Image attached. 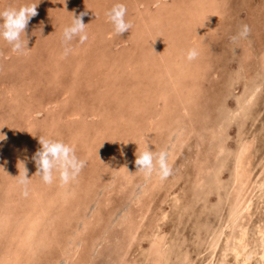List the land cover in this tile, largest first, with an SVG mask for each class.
Segmentation results:
<instances>
[{
  "label": "rangeland",
  "instance_id": "1",
  "mask_svg": "<svg viewBox=\"0 0 264 264\" xmlns=\"http://www.w3.org/2000/svg\"><path fill=\"white\" fill-rule=\"evenodd\" d=\"M208 1L119 0L131 27L117 35L105 16L117 0H40L27 54L0 40V261L264 264V0H210L213 19L192 24L187 6ZM25 2L0 0V9ZM157 11L163 24L184 20L183 44ZM81 12L88 40L71 41L65 56L62 30ZM241 24L249 36L234 43ZM159 35L199 52L188 61L181 51L177 78L162 70L169 48ZM41 136L73 145L85 161L74 182L44 184L35 174ZM145 140L166 151L167 178L136 171ZM20 160L27 196L14 178Z\"/></svg>",
  "mask_w": 264,
  "mask_h": 264
},
{
  "label": "clouds",
  "instance_id": "2",
  "mask_svg": "<svg viewBox=\"0 0 264 264\" xmlns=\"http://www.w3.org/2000/svg\"><path fill=\"white\" fill-rule=\"evenodd\" d=\"M40 0H26L25 3L13 7H5L0 9V40H3L11 46V50L18 55H26L30 48L27 47L28 37L25 29L36 12V7ZM65 3V0H62ZM71 23L64 27L61 34V43L64 45L63 55H67L71 48L69 43L78 38L82 44L88 40L86 25L82 17L86 14L81 12L79 15H73ZM126 7L123 3L117 0L113 6L105 12L108 22L111 23L115 34L120 35L128 31L131 23L125 19ZM42 27V26H41ZM40 31V29H39ZM250 33V28L247 24H241L237 33L231 37L235 43L238 40L247 39ZM199 55L196 48H190L186 53V59L189 61L195 60ZM6 137L0 133V141ZM40 145L39 149L31 157L36 166V175L40 177L44 184H52L58 181L61 187L67 186L74 182L79 176L85 161L76 155L73 145L65 143L59 139L38 138ZM148 143L144 142L142 151L137 152L135 165L136 171L142 172L145 176H151L155 172L160 179H165L171 174V167L167 159V153L164 150L153 152L149 150ZM20 167L18 174L14 176L16 184L21 189L23 196L28 195L29 178L27 177V168L23 160L18 161ZM126 169V168H125ZM0 170L4 168L0 166Z\"/></svg>",
  "mask_w": 264,
  "mask_h": 264
},
{
  "label": "bare ground",
  "instance_id": "3",
  "mask_svg": "<svg viewBox=\"0 0 264 264\" xmlns=\"http://www.w3.org/2000/svg\"><path fill=\"white\" fill-rule=\"evenodd\" d=\"M211 3V1L209 0L208 1V5H206V6H200V8H197V7H190V6H187V9H189L188 10V14L187 15H189L188 17L190 18V20H191V23L193 24V23H197L198 25L200 24H203L204 23V25H207L208 23H210L209 21L211 20V18L213 19V11L212 10H210V8H209V6H211V5H209ZM208 6V7H207ZM147 9V8H146ZM144 11H146V10H144ZM148 11V10H147ZM159 11V10H158ZM158 11L156 12V14H158ZM186 11V10H185ZM160 12V11H159ZM187 12V11H186ZM145 13V12H144ZM147 13V12H146ZM149 14L151 15V14H153V13H150L149 12ZM160 14V16H158V18L156 17V15L154 16L155 18H157V19H159L160 21L163 19L162 17L164 16L163 14H164V11L162 12V14L161 13H159ZM158 14V15H159ZM142 15V14H141ZM150 15H148V17L150 16ZM167 15V14H166ZM185 15V18H186V13L184 14ZM151 17H153V15L151 16ZM151 17H149V18H151ZM159 17H161V19L159 18ZM145 18V17H144ZM165 18V17H164ZM188 18V19H189ZM153 19V18H152ZM157 19H156V21H157ZM177 18H175V17H172V16H169V17H167V23H168V20L169 21H171V25H172V27L171 28H169L168 30H172L173 28V30H172V33H170L171 35H173V33L175 34L176 33V35H174L175 37H177V35H178V32L179 31H181V29L182 30H184V28H183V26H182V28H181V26H179L178 24H177V22L179 23H181V21L182 20H179V19H181V18H179L178 17V19L177 20H179V21H177L176 20ZM187 19V21L188 22H190V20H188ZM165 19H163L162 21H161V23L164 21ZM160 21H158L159 23H160ZM175 21V22H174ZM149 22H150V20H149ZM154 22H155V19H154ZM157 22V23H158ZM166 22V21H165ZM156 23V22H155ZM155 23H154V25H155ZM167 23H164L165 25H167ZM170 23V22H169ZM168 23V24H169ZM174 25H173V24ZM179 23V24H180ZM150 24H152L151 22H150ZM163 24V23H162ZM163 24V26H165ZM184 24V20H183V22H182V24H180V25H183ZM161 25V24H160ZM159 25V26H160ZM199 25V26H200ZM156 26H157V24H156ZM163 28V27H162ZM199 28V27H198ZM204 28V27H203ZM203 28H201V30L203 29ZM210 28V27H209ZM164 29V28H163ZM163 29H159V30H163ZM205 29H206V27H205ZM146 30V29H145ZM167 30V29H166ZM168 30H167V33H169L168 32ZM207 30H208V28H207ZM108 31V30H107ZM156 31H158V29H156ZM174 31V32H173ZM102 32V31H101ZM104 32H106V31H104ZM154 32V31H153ZM93 33V32H92ZM141 33V32H140ZM156 33V32H155ZM160 33V31L158 32V34ZM167 33H164V30H163V33L161 32L160 34H167ZM180 33H183V32H180ZM204 33V32H203ZM94 34V33H93ZM169 34V35H170ZM168 35V34H167ZM204 35V34H203ZM94 36H96L95 34H94ZM159 36H164V35H159ZM166 36V35H165ZM178 36H181V38H180V41L181 40H183L182 39V34L181 35H178ZM171 37V36H170ZM169 37V38H170ZM175 37H173L172 39H174ZM185 37V36H184ZM193 37V36H192ZM191 37V38H192ZM166 38V39H165ZM168 37H162L161 39L163 40V39H165V41H166V43H164V41H162V44L164 43V44H168L167 45V48H169V49H167V48H165L166 47V45L165 46H162V44H160V43H157V41H156V43L157 44H155V45H158V44H160V46H162L161 48H159L160 46L158 45L157 46V49L159 50V51H162L163 50V48H164V50L165 49H167V52L168 53H166V51H164L166 54H168V56L167 57H164V59L166 60L164 63V66H163V71L164 72H170V70L173 72H171L173 75H175L176 76V78H177V75H179L180 76V72H182L183 70H182V66L181 65H183V63H182V59H181V63H179V60L177 59V58H179L178 56H179V54H181V49H179V50H177V45L175 46L174 44L172 45V43H169V42H171V41H174V43H175V40L176 39H178L179 37H177L176 39H174V40H171V39H169V40H171V41H167L168 39H167ZM191 38H189V39H191ZM158 40H160V38L158 39ZM179 40V39H178ZM177 41L178 42V46L180 45L179 43H182L183 41ZM158 42H161V41H158ZM168 42V43H167ZM163 44V45H164ZM183 44V43H182ZM186 45H187V43H186ZM187 46H190V45H187ZM156 48V47H155ZM180 48V47H179ZM183 48V47H182ZM188 48V47H187ZM186 48L184 47V51H186L185 50ZM188 49H190V47L188 48ZM183 52V51H182ZM186 53V52H185ZM184 52H183V54H181V55H184L185 54ZM170 54V55H169ZM165 55V54H164ZM163 59V60H164ZM178 60V61H177ZM186 60V59H185ZM189 61V60H188ZM185 62H187V60L185 61ZM192 63V62H191ZM195 65V64H194ZM190 66V65H189ZM188 66V67H189ZM185 72V71H184ZM192 72V71H191ZM164 74V73H163ZM188 74V73H187ZM186 74V75H187ZM191 74V73H190ZM155 75V74H154ZM159 75H160V73H159ZM193 75H194V73H193ZM157 77V76H156ZM77 114V113H76ZM94 115V114H93ZM69 118V117H68ZM105 126V125H104ZM100 148V147H99ZM244 150V149H243ZM91 158V157H90ZM239 166H241V165H239ZM241 168V167H240ZM239 169V168H238ZM237 169V170H238ZM239 172H242V171H240L239 170ZM240 173H237V175H239ZM239 178H240V176H239ZM243 178V177H242ZM264 178V177H263ZM240 181L242 180V179H239ZM239 180H238V183H239ZM261 182V181H260ZM240 184H242L241 182H240ZM240 184H239V186H240ZM253 187V186H252ZM242 198V197H241ZM240 199V198H239ZM244 202H245V199H244ZM243 203V202H242ZM234 205H236V204H234ZM240 206V205H239ZM34 208V207H33ZM36 208V207H35ZM240 209V208H239ZM238 209V210H239ZM237 211V210H236ZM29 212V211H28ZM31 212V211H30ZM33 212V211H32ZM237 213V216L239 215V211L238 212H236ZM236 213H234V214H236ZM164 215V214H163ZM38 217H39V215H38V212L36 211L35 213H31L29 216H28V218H29V221H30V223L32 222V221H35L36 219H38ZM235 218H236V215L234 216ZM26 220V219H25ZM24 220V221H25ZM23 221V220H22ZM35 222H37V221H35ZM0 223H1V221H0ZM228 223V222H227ZM23 223L21 222V225H22ZM26 224V223H25ZM18 225H19V223H18ZM21 228H22V231H23V239H24V241L23 242H25V239H27L29 236H30V234L32 233V231H33V228H31V226H29V223L27 222V225H24V226H20ZM35 228V227H34ZM19 229V228H18ZM35 232V231H34ZM15 233V232H14ZM13 233V234H14ZM18 235V237H19V234H17V231H16V236ZM242 235L243 234H241L240 235V237H238V239H237V244H239L240 242H242ZM153 236V235H152ZM262 236H264V235H261V237ZM260 237V238H261ZM226 245V244H225ZM242 245V244H241ZM259 245H260V256L263 258L264 257V238L262 237L261 239H260V241H259ZM236 246V245H235ZM233 248V247H232ZM233 250H235L236 251V255H238V252H237V248L236 247H234V249ZM243 250V249H242ZM254 252V251H253ZM6 258L5 259H3V258H1L2 260L0 261V264H8V259L7 258H9V255H7V256H5ZM246 257V256H245ZM247 258V257H246ZM211 262V261H210ZM12 263H13V260H12ZM245 263V262H244Z\"/></svg>",
  "mask_w": 264,
  "mask_h": 264
}]
</instances>
